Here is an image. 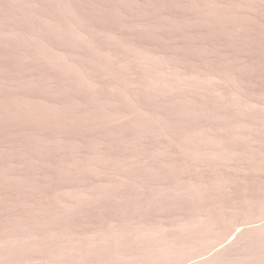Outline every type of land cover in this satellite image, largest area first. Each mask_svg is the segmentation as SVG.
Masks as SVG:
<instances>
[{"label":"rangeland","instance_id":"obj_1","mask_svg":"<svg viewBox=\"0 0 264 264\" xmlns=\"http://www.w3.org/2000/svg\"><path fill=\"white\" fill-rule=\"evenodd\" d=\"M0 264H264V0H0Z\"/></svg>","mask_w":264,"mask_h":264}]
</instances>
